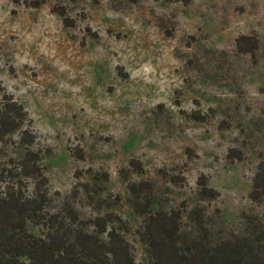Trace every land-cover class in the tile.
Masks as SVG:
<instances>
[{"label": "rangeland", "instance_id": "obj_1", "mask_svg": "<svg viewBox=\"0 0 264 264\" xmlns=\"http://www.w3.org/2000/svg\"><path fill=\"white\" fill-rule=\"evenodd\" d=\"M34 2L0 0V81L25 107L36 147L46 151L57 210L79 188L71 201L81 217L113 214L110 224L138 264L149 257L139 236L143 218L129 206L131 181L155 182L167 207L198 206L223 231L240 229L244 212H260L250 193L264 154V0ZM243 36L251 40L241 43L258 42L257 57L240 53ZM233 148L245 160L230 158ZM8 159L0 158L1 167ZM103 172L109 182L84 191ZM201 176L217 199H201Z\"/></svg>", "mask_w": 264, "mask_h": 264}, {"label": "trees", "instance_id": "obj_2", "mask_svg": "<svg viewBox=\"0 0 264 264\" xmlns=\"http://www.w3.org/2000/svg\"><path fill=\"white\" fill-rule=\"evenodd\" d=\"M34 1V8L45 2ZM154 1L184 5L191 2ZM53 11L66 26H72L66 8L56 6ZM241 40L248 42L251 38L243 36L237 41L240 53L257 57L258 42ZM204 119L201 115L195 118ZM256 125V130L261 131ZM37 142L25 107L0 81V158H9L5 166L0 164V264H138L133 246L111 226L113 214L81 217L71 201L76 199L79 188L57 210L43 166L46 151L37 148ZM9 149L14 152H8ZM74 155L84 158L83 152ZM229 157L245 160L244 152L237 148L230 150ZM260 157L250 193L251 202L260 212H244L240 229L223 231L219 226L213 227L208 217L197 210L198 206H186L183 211L167 207L151 180L129 182V206L143 218L139 236L149 264H264V154ZM130 166L136 173H144L138 160H131ZM90 179L92 182L81 186L86 192L95 191L93 184L101 187L98 182H109V174L96 173ZM170 182L178 185L179 177L172 176ZM198 185L202 200L219 197L218 191L209 188L206 177L201 176ZM185 219L192 222L194 232L184 228ZM40 227L44 233L32 232Z\"/></svg>", "mask_w": 264, "mask_h": 264}]
</instances>
